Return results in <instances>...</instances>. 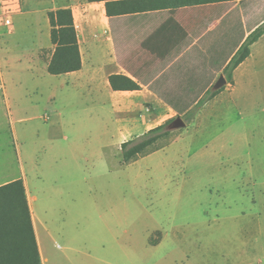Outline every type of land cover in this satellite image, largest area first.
<instances>
[{"label": "rangeland", "instance_id": "obj_1", "mask_svg": "<svg viewBox=\"0 0 264 264\" xmlns=\"http://www.w3.org/2000/svg\"><path fill=\"white\" fill-rule=\"evenodd\" d=\"M69 2L0 0V153L5 164L27 165L32 223L44 219L62 246L54 260L264 264V77L246 78L237 98L225 68L226 84L199 104L180 100L185 112L130 115L142 124L122 142L163 129L124 164L107 112L47 71V14ZM177 116L185 127L168 129Z\"/></svg>", "mask_w": 264, "mask_h": 264}, {"label": "crops", "instance_id": "obj_2", "mask_svg": "<svg viewBox=\"0 0 264 264\" xmlns=\"http://www.w3.org/2000/svg\"><path fill=\"white\" fill-rule=\"evenodd\" d=\"M175 1L70 0L63 6L74 16L82 67L59 76H65V86L87 94L93 110L107 112L117 129L116 144L142 124L137 116L130 115L185 112L180 100L194 99L197 103L214 89L220 75L226 77L225 68L246 37L264 24V0L169 5ZM111 76L127 77L137 88L114 89ZM231 77L232 96L237 98L248 89V77H264V33L250 46L249 55L232 70ZM115 80L125 84L122 79ZM261 104L254 102L255 109ZM8 170L16 173L8 174ZM29 172L22 162L21 170L5 164L0 153V185L21 178L27 199L34 194ZM34 205L29 204L31 211L37 210ZM39 220H33V227L42 264H58L53 252L62 246L55 236L47 234L45 220ZM66 239L69 252L74 254L70 238Z\"/></svg>", "mask_w": 264, "mask_h": 264}, {"label": "trees", "instance_id": "obj_3", "mask_svg": "<svg viewBox=\"0 0 264 264\" xmlns=\"http://www.w3.org/2000/svg\"><path fill=\"white\" fill-rule=\"evenodd\" d=\"M100 1V0H88ZM203 0H176L171 6L198 3ZM50 41L53 45L47 71L59 75L82 67L77 30L72 10L60 7L48 12ZM264 33L262 25L251 32L231 58L226 68L233 70L250 53V46ZM116 78L123 82H116ZM112 88H137L127 77H110ZM196 104H199L197 102ZM198 106V105H196ZM163 125H158L143 134L142 139L124 141L121 144L122 162L130 163L142 154L146 147L160 135ZM0 264H42L34 232L31 212L24 182L21 178L0 185Z\"/></svg>", "mask_w": 264, "mask_h": 264}, {"label": "water", "instance_id": "obj_4", "mask_svg": "<svg viewBox=\"0 0 264 264\" xmlns=\"http://www.w3.org/2000/svg\"><path fill=\"white\" fill-rule=\"evenodd\" d=\"M226 82H227L226 78L223 75H220V77L214 83L213 88L219 89L220 87L224 86ZM185 125H186L185 120L181 116H177L169 122L167 128L173 130V129L183 128L185 127Z\"/></svg>", "mask_w": 264, "mask_h": 264}, {"label": "built area", "instance_id": "obj_5", "mask_svg": "<svg viewBox=\"0 0 264 264\" xmlns=\"http://www.w3.org/2000/svg\"><path fill=\"white\" fill-rule=\"evenodd\" d=\"M5 1H6V0H5ZM15 1H17V0H15ZM5 8H6V10H7L8 8H10V5L6 6ZM4 17H5V16H4ZM9 22H10V20L6 17L5 20H4V23H5V24H8Z\"/></svg>", "mask_w": 264, "mask_h": 264}]
</instances>
